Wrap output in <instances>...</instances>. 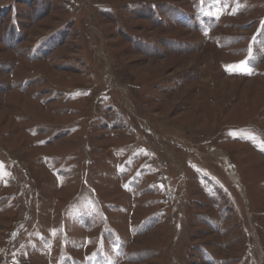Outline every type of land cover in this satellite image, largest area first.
<instances>
[{
    "label": "rangeland",
    "instance_id": "374dc122",
    "mask_svg": "<svg viewBox=\"0 0 264 264\" xmlns=\"http://www.w3.org/2000/svg\"><path fill=\"white\" fill-rule=\"evenodd\" d=\"M0 264H264V0H0Z\"/></svg>",
    "mask_w": 264,
    "mask_h": 264
},
{
    "label": "snow or ice",
    "instance_id": "6c2138e0",
    "mask_svg": "<svg viewBox=\"0 0 264 264\" xmlns=\"http://www.w3.org/2000/svg\"><path fill=\"white\" fill-rule=\"evenodd\" d=\"M245 74H249V73H245Z\"/></svg>",
    "mask_w": 264,
    "mask_h": 264
}]
</instances>
